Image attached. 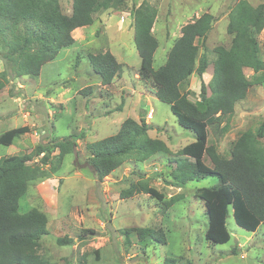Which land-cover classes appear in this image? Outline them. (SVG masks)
<instances>
[{"label": "rangeland", "instance_id": "obj_1", "mask_svg": "<svg viewBox=\"0 0 264 264\" xmlns=\"http://www.w3.org/2000/svg\"><path fill=\"white\" fill-rule=\"evenodd\" d=\"M238 1L114 0L108 10L95 15L91 26L73 32L75 44L45 65L40 77H11L0 92V137L15 128H30L12 145L0 144V159L83 133L77 154L66 155L55 173L43 166L48 175L31 183L20 200L22 214L36 209L47 217L48 235L40 240L39 253L49 262L164 264L173 259L177 264H264V226L256 233L246 231L236 224L232 209L228 218L231 240L226 244L206 240L208 214L198 193L217 186L219 178L209 175L182 187L176 185L178 163L193 162L206 173H212L213 166L208 157L196 161L180 154L196 134L179 125L170 106L156 97L152 80L140 77L141 61L134 41V14L149 6L156 13L152 34L159 43L154 55L158 69L183 26L204 13L214 16L207 39L197 42L199 59L206 53L210 65L202 77L193 74L181 85L182 94L195 104L200 101L202 83L208 85L212 79L215 49L231 46L229 13ZM247 1L254 7L264 4V0ZM60 4L64 14L72 15L73 0H60ZM258 41L264 60V30ZM105 51L125 65L123 75L109 85H102L89 60V55ZM245 74L251 82L246 99L236 104L229 119L208 127L209 145L226 158L242 134L256 130L264 121V81L251 69H245ZM143 115L152 127L149 138L163 142L167 149L146 159H125L99 182L87 162L92 158L87 146L116 135L127 119L140 123ZM148 188L163 200L148 194L144 190ZM158 228L163 229L166 244L141 241L136 232L128 242L122 234L123 230ZM59 239L74 242L64 246Z\"/></svg>", "mask_w": 264, "mask_h": 264}, {"label": "trees", "instance_id": "obj_2", "mask_svg": "<svg viewBox=\"0 0 264 264\" xmlns=\"http://www.w3.org/2000/svg\"><path fill=\"white\" fill-rule=\"evenodd\" d=\"M113 1L73 0L72 15H66L60 0H0V62L4 65L0 72V92L10 84L11 77H40L45 65L54 61L62 49L75 44L73 32L91 26L95 15L108 10ZM134 16L140 77L152 80L156 97L170 106L179 125L196 134L195 141L186 145L180 154L196 161L208 157L213 166L212 173H206L193 162L178 163L174 175L176 185L182 187L186 182L209 175L219 178L217 186L203 188L198 193L208 214L206 240L216 244L231 240L228 228L231 209L239 227L256 233L264 226V121L256 130L239 137L230 158L209 145L208 127L229 119L236 104L246 99L251 82L245 69L261 74L259 80L264 81V60L258 41L264 30V4L254 7L247 0H239L233 6L227 26L228 34L233 36L231 46L215 49L217 59L212 79L208 85L202 83L200 101L195 104L182 94L181 85L193 74L202 77L210 65L206 53L199 59L197 42L207 39L214 16L204 13L183 26L165 64L158 69L154 68V55L159 43L152 34L155 10L147 6ZM89 60L102 85L111 84L124 73L125 65L110 51L91 54ZM151 129L143 115L140 123L127 119L116 135L89 144L92 158L87 162L97 180L102 183L125 159H146L165 151L163 142L149 138ZM29 132L28 126L9 130L1 135L0 144L10 146ZM82 137L83 133L72 134L64 140L42 143L31 153L0 159V264H55L39 253L40 240L48 235L46 215L36 209L22 214L20 200L31 183L48 175L43 166H50V172L55 173L66 155L77 154ZM39 157L40 162L33 164ZM144 190L163 200L155 189ZM133 232L141 241L167 242L161 228L123 230L126 241H130ZM58 241L65 246L72 245L74 239ZM164 264L177 262L166 259Z\"/></svg>", "mask_w": 264, "mask_h": 264}, {"label": "built area", "instance_id": "obj_3", "mask_svg": "<svg viewBox=\"0 0 264 264\" xmlns=\"http://www.w3.org/2000/svg\"><path fill=\"white\" fill-rule=\"evenodd\" d=\"M124 20V19H123Z\"/></svg>", "mask_w": 264, "mask_h": 264}]
</instances>
